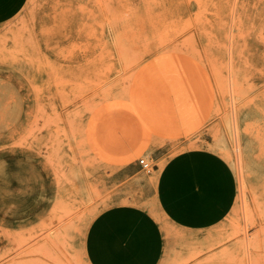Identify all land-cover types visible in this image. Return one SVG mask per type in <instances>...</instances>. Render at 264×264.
Segmentation results:
<instances>
[{"label": "rangeland", "instance_id": "374dc122", "mask_svg": "<svg viewBox=\"0 0 264 264\" xmlns=\"http://www.w3.org/2000/svg\"><path fill=\"white\" fill-rule=\"evenodd\" d=\"M14 3L0 264H264V0Z\"/></svg>", "mask_w": 264, "mask_h": 264}, {"label": "crops", "instance_id": "0c3cea01", "mask_svg": "<svg viewBox=\"0 0 264 264\" xmlns=\"http://www.w3.org/2000/svg\"><path fill=\"white\" fill-rule=\"evenodd\" d=\"M14 1L15 0H0V15L6 14V13L12 11L13 7L15 6ZM195 158L196 157H194V159ZM172 161H174V160H172ZM172 161H170V162H172ZM210 173H211V175L206 180V184H220L219 176H217V174L214 175V173L212 171ZM139 178H143V177H139ZM179 178L181 179L179 174H173L172 176H170L168 183H165L163 181H161L159 183H155V184H158V186H159V197H160V199L162 201L167 202L171 206L176 202V196H178L177 195L178 193H177V189H176V187H177L176 184H180ZM144 179L145 178H143V181H144ZM192 184H197V183L192 182ZM167 186H168V188L170 190V195H171V196H169V198H165L164 195H161V193L165 191V188ZM95 250L98 251L97 249H95Z\"/></svg>", "mask_w": 264, "mask_h": 264}, {"label": "built area", "instance_id": "2783aa9c", "mask_svg": "<svg viewBox=\"0 0 264 264\" xmlns=\"http://www.w3.org/2000/svg\"><path fill=\"white\" fill-rule=\"evenodd\" d=\"M139 164H140L141 168L147 172L150 171L152 168L151 162L146 158H140Z\"/></svg>", "mask_w": 264, "mask_h": 264}, {"label": "bare ground", "instance_id": "6f19581e", "mask_svg": "<svg viewBox=\"0 0 264 264\" xmlns=\"http://www.w3.org/2000/svg\"><path fill=\"white\" fill-rule=\"evenodd\" d=\"M86 17H87V16H86ZM86 17H85V18H86ZM77 22H78V21H77ZM237 142H238V141H237Z\"/></svg>", "mask_w": 264, "mask_h": 264}]
</instances>
